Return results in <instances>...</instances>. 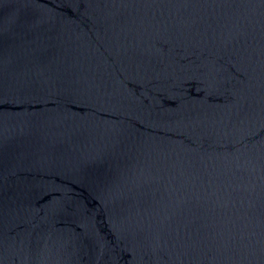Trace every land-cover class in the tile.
<instances>
[{
	"label": "water",
	"instance_id": "1",
	"mask_svg": "<svg viewBox=\"0 0 264 264\" xmlns=\"http://www.w3.org/2000/svg\"><path fill=\"white\" fill-rule=\"evenodd\" d=\"M0 264H264V0H0Z\"/></svg>",
	"mask_w": 264,
	"mask_h": 264
}]
</instances>
